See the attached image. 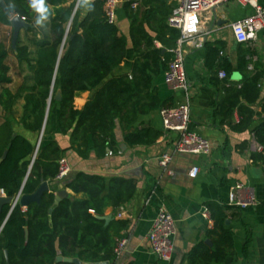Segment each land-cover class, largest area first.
Wrapping results in <instances>:
<instances>
[{
    "label": "trees",
    "instance_id": "16d2710c",
    "mask_svg": "<svg viewBox=\"0 0 264 264\" xmlns=\"http://www.w3.org/2000/svg\"><path fill=\"white\" fill-rule=\"evenodd\" d=\"M5 1L14 15L32 22L29 0ZM64 1L47 0L46 6L56 7L54 15L49 11L48 25L28 29L29 43L19 38L13 53L19 66L29 68L30 76L15 90L7 87L12 83L7 63L9 52L0 43V159L8 150L0 165V196L14 199L19 195L30 196L43 181L53 183L60 173V161L68 152L88 159L92 153L103 158L108 151L117 150L118 125L129 146L154 145L161 133L152 128L138 130L135 126L152 111L171 107L159 97L154 80L168 71L173 54L157 48L146 25L158 35L177 41L180 32L168 25L176 6H155L143 12L141 8H132L135 0H126L124 9L131 21L130 36L135 52L132 72L130 76L108 79L125 61L128 42L118 26L106 18V0L94 1L82 20L79 6L70 26L76 1L67 9L57 8ZM154 2L144 0L142 5L152 7ZM0 22L12 25L1 8ZM205 48L207 67L213 70L223 48L211 44ZM245 55L237 69L244 77L241 87L231 86L217 110L222 117H232L237 110L242 118L234 127L237 130L252 125L255 113L246 104H255L260 97L261 75L247 72L249 61ZM222 67L228 76L235 71L227 62ZM59 91L61 101H56ZM93 91L84 108L77 110L75 97ZM20 101L23 103L19 109ZM57 133L69 136L67 148L59 145ZM254 135L264 148V120L254 127ZM68 176L64 178L66 187L75 196L63 199L58 206H54V192H45L39 203H31L27 208L19 204L12 210L9 205L3 207L1 222L6 218L7 221L0 232V264H7L6 252L9 264H73L58 262L59 256L91 264L115 259L126 222L106 224L98 217H103L109 208L118 210L133 200L137 182L132 178H107L86 172ZM207 209L214 221V229L209 232L214 248L197 250L189 264H208V258L219 264H234V240L225 225L226 209L211 203Z\"/></svg>",
    "mask_w": 264,
    "mask_h": 264
},
{
    "label": "crops",
    "instance_id": "0c3cea01",
    "mask_svg": "<svg viewBox=\"0 0 264 264\" xmlns=\"http://www.w3.org/2000/svg\"><path fill=\"white\" fill-rule=\"evenodd\" d=\"M75 1L76 13L79 7L77 0H65L57 8L67 9ZM94 1L96 0H91V5ZM127 1L122 0L119 4L115 21L121 34L127 38V57L108 79L121 75L130 76L132 72L135 52L130 36L131 21L124 9ZM135 2L137 7L132 8L136 10L141 8L143 12L155 6L168 8L178 4L177 0H155L150 7L142 5L144 0ZM259 3L264 6V0H259ZM47 8L53 15L55 14L56 7L47 5ZM88 11L89 8L81 7L80 20L84 19ZM32 13V22L26 21L31 24L30 28L36 27L35 20L38 15L33 9ZM253 14L254 9L251 6H243L233 0L218 5L204 18L203 33H208L204 47L190 51L186 57L185 67L191 100L190 127L210 141L209 155H177L171 163L174 175L162 174L157 159L162 153L174 147L178 133L164 130L160 109L141 117L135 126L138 130L152 128L161 133L157 142L150 147L129 146L124 140L121 126L118 125L115 133L118 149L108 151L105 157L99 158L95 153L88 159H82L74 152L65 155L64 159L70 168L68 178L86 172L107 178L114 176L132 178L137 182L133 200L118 210L107 209L104 215L112 218L109 223L126 222V227L120 233L121 238L118 239V242L126 239V246L119 256L109 262L110 264H189L190 258L197 250L203 247L214 248L213 238L209 235L214 229L213 218L207 209L210 203L226 209L225 225L231 231L234 240V264H264V153L255 147L254 135V127L264 120V30L259 33L255 42L239 43L231 28L232 23ZM48 22L49 20L46 21V25ZM146 29L155 38L157 48L163 49L164 52H171L174 49L176 41L158 35L148 25ZM27 30L22 29L20 32L19 38L22 37L23 43H29ZM13 33L12 25L0 22V43L5 45L9 55L10 52H16L12 44ZM8 36L11 38L10 42ZM40 37L38 34V39ZM206 44L223 48L217 67L213 70L207 67ZM244 51H247L246 55ZM244 55L249 61L247 72L261 75L258 85L260 97L255 104H246L255 113L252 125L248 129L237 130L234 127L242 121L238 111L235 110L232 117H222V114H217V110L219 103L227 95L226 91L231 86L240 88L242 85L244 77L237 69ZM225 62L232 65L235 70L229 76L222 67ZM250 66L252 69H249ZM221 71L226 73L225 78L219 76ZM154 83L161 100L168 102L171 107L183 102L184 94L171 90L165 83L164 75L157 77ZM94 92L77 95L74 99L75 108L82 110ZM22 103L23 101L18 103L19 108ZM20 132L30 136L22 129ZM55 138L62 148L69 146V136L57 133ZM193 166H199L201 169L199 176L194 179L188 176ZM47 183L49 192H54L55 195L66 190L67 197L75 196L66 187L67 182L64 179ZM239 183L245 187L240 193L241 199L246 200L253 196L254 205L247 208L229 206L231 188ZM160 206L165 207L176 222V233L173 237L174 253L169 262H164L153 254L147 237ZM118 213H122L121 217H118ZM207 263L219 264L209 258Z\"/></svg>",
    "mask_w": 264,
    "mask_h": 264
},
{
    "label": "built area",
    "instance_id": "2783aa9c",
    "mask_svg": "<svg viewBox=\"0 0 264 264\" xmlns=\"http://www.w3.org/2000/svg\"><path fill=\"white\" fill-rule=\"evenodd\" d=\"M230 0H177V6L168 18L170 28L180 32V37L176 41L174 49L171 50L173 60L169 65V69L164 74L166 85L175 92H182L184 100L176 106L160 109L164 130L167 132L178 133V138L174 147L162 153L157 161L162 170V174L173 176L171 163L175 156L182 154L193 155H209L211 152V143L203 135L191 129V100L189 96L190 84L186 73V57L192 50L202 49L206 42V35L203 33L204 18L208 13L215 9L218 5ZM243 6H251L254 14L243 20L232 23L231 28L235 38L239 43L255 42L259 33L264 30V6L260 5L259 0H233ZM122 0H106L105 15L110 23H115L116 12ZM133 8L137 7V3L132 4ZM25 20V18H23ZM252 69V66L249 67ZM221 78L226 77V73H219ZM258 151L264 153V148L255 142ZM70 172L69 165L65 159L60 161L59 180H63ZM201 169L199 166H193L188 176L196 178L199 176ZM244 185L236 184L231 188L229 196V206L247 208L255 204L253 196L242 200L241 191ZM21 195L16 198L19 204ZM149 202V200H148ZM14 206V207H15ZM118 217H121L118 213ZM207 216V214L205 213ZM176 233V222L169 211L160 206L157 209V215L153 220L152 226L148 233V241L153 254L160 260L169 262L174 253L173 237ZM127 240L122 239L118 242L115 249L116 256H119L126 246Z\"/></svg>",
    "mask_w": 264,
    "mask_h": 264
},
{
    "label": "water",
    "instance_id": "95a60500",
    "mask_svg": "<svg viewBox=\"0 0 264 264\" xmlns=\"http://www.w3.org/2000/svg\"><path fill=\"white\" fill-rule=\"evenodd\" d=\"M77 7H78V4H77ZM0 8L4 11L5 15L11 20L12 27H13V30H14L12 44H13L14 50H16L17 42H18L21 30L22 29H29L32 26H31V24L26 22V20H23V18L21 16L14 15L9 10L5 0H0ZM75 11H76V9L74 10V13H73V16L71 18L69 26L71 25V22L73 20L74 14H75ZM55 99H56V101H61V92L60 91L55 96ZM39 145H40V141H39V143L37 145L36 153H37V151L39 149ZM7 155H8V150L4 152L3 157L0 159V165L6 159ZM45 192H49V185H48L47 182L43 181L41 186L38 188V190H37V192L35 194L30 195V196H21V198L19 200V205L22 206L23 208H27L31 203H34V202L39 203L42 195ZM67 196L68 195H67V191L66 190L58 192L55 195L54 206H58L59 203L63 199L67 198ZM15 203H16V199H14V198H8V197H6L4 195L0 196V232L2 231L4 225H5L6 221H7V218H6L4 222H1V215H2L3 207L5 205H9L11 207V210H12L14 208V206H15ZM98 219L104 220L106 223H109L112 218L111 217H106V216H104V217H100L99 216ZM26 234H27V237H28V232ZM6 258H7V264H9V259H8L7 252H6ZM57 261L58 262H68V263H73V264H83L81 262V260H79L77 258L76 259H71V258H64L62 256H59L57 258ZM92 264H110V263L109 262H99V263H92Z\"/></svg>",
    "mask_w": 264,
    "mask_h": 264
},
{
    "label": "clouds",
    "instance_id": "9594fccd",
    "mask_svg": "<svg viewBox=\"0 0 264 264\" xmlns=\"http://www.w3.org/2000/svg\"><path fill=\"white\" fill-rule=\"evenodd\" d=\"M77 3L81 7H91V0H77ZM30 7L38 14L35 20V26L38 28H44L46 21H48L50 12L45 4V0H29Z\"/></svg>",
    "mask_w": 264,
    "mask_h": 264
},
{
    "label": "rangeland",
    "instance_id": "374dc122",
    "mask_svg": "<svg viewBox=\"0 0 264 264\" xmlns=\"http://www.w3.org/2000/svg\"><path fill=\"white\" fill-rule=\"evenodd\" d=\"M7 39H9V42L11 41V38L9 36ZM7 63L10 67L9 76L12 79V83L7 85V87L15 90L26 77L30 76V70L26 65L19 66L12 52H10L9 60Z\"/></svg>",
    "mask_w": 264,
    "mask_h": 264
}]
</instances>
